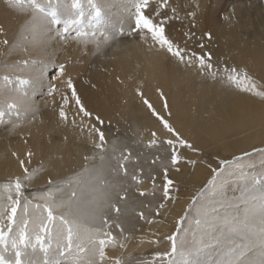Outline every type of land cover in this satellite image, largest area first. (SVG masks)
Returning a JSON list of instances; mask_svg holds the SVG:
<instances>
[{"label":"snow or ice","instance_id":"1","mask_svg":"<svg viewBox=\"0 0 264 264\" xmlns=\"http://www.w3.org/2000/svg\"><path fill=\"white\" fill-rule=\"evenodd\" d=\"M15 2L23 4L24 0ZM150 2L151 0H138L134 11V26L128 28V37H133L135 33L148 50L155 48L164 52L174 60L176 67L195 69L201 78L232 88L241 97L264 102V85L258 83L247 71L227 64L221 67L219 62H214L213 57L204 51L206 45L203 43L199 44L201 52L198 54L195 50L189 51L187 44L181 47L167 36L165 29L167 21L162 19L154 21L145 11L149 8ZM27 3L32 11V19L27 26L32 39L28 41L25 51L26 54H30L29 48L43 49L46 44V34L42 30L41 22L45 9L51 6V0H27ZM167 3L168 0H163V3L154 9L157 17L161 16L160 9L166 7ZM71 7L79 10L81 0H72ZM172 11L175 13L176 9L173 8ZM96 15L98 16L99 12ZM81 19L82 16L78 15V18L71 20L64 27L62 33L64 39H70L73 31L76 32L78 41L87 36L80 30ZM184 35L189 39L194 38L187 32ZM206 35L209 40L212 39L210 32ZM119 36L124 39L125 28L121 30ZM114 39V35L103 34L99 40L95 38V34L90 38L96 52L102 57H105L104 50ZM88 42L89 40L83 41L85 45ZM0 43L7 45L9 41L4 40ZM17 49L18 45L12 44L9 54ZM24 63L27 66L28 61ZM2 67L6 73L3 78L5 82H9L11 77L7 73L15 71L19 66L4 63ZM65 72V65L60 64V77H63ZM16 79L20 85L27 82L19 76ZM64 83L70 90V98L80 114L79 125L76 119L71 123L80 127L81 133L87 130L88 140L97 150L101 165L85 166L82 171L61 182L49 179L46 191L29 197L25 195V182L31 183L36 177V170H30L28 167L34 153L31 150L27 151L25 159L18 152H12L11 155L16 158L23 174L3 185L4 195L0 197V247L4 253L10 252L11 256L0 254V264H64L65 260H68L69 264H106L109 260L106 249L110 246L115 248L118 244V238L113 235L111 229L113 226L119 229L121 237H124L126 231L118 218L124 213L117 205V200L127 204L128 189L131 187L129 180L137 186L144 183L136 171L129 173L127 163L132 160V153L130 150L118 149L116 141H112L110 149L111 159L115 161V165L105 166V154L109 151L106 133L96 124L86 123V119H94L98 124H103L104 121L86 108L71 78ZM57 91V88L50 87L48 94L51 96ZM135 92L146 112L157 122V130L151 131V139L146 147L158 148L168 153V162H165L162 156L157 157L161 161L163 183L162 196L158 198L154 212L156 217H161L166 204L175 200L171 195L174 181L169 177L170 170L179 172L184 164L195 165L196 161L186 159L184 153L198 152L199 149L178 131L168 96L163 89H156L155 92L162 104L161 109H157L142 87H138ZM5 95L6 99L3 101L5 111L0 112V125L5 123L4 117L7 114L15 112L19 119L20 113L24 115L35 113V106L29 104L21 89L17 88ZM62 100L58 116L61 122L67 123L66 106L69 104V96L62 94ZM241 118L252 119V114L241 110ZM9 123L12 124V131L20 127L19 123L11 121ZM257 157L264 163V148L253 152L245 151L232 161H221L219 171L213 169L212 178L177 221L176 234L167 236V240L171 242V252L157 253L160 264H164L165 260L167 264H199L196 258L213 246L223 248L222 257L213 264H264V192L257 193L254 187H249L239 196L229 198L223 189L227 173L232 168L249 167L256 162ZM90 159L94 160L95 156H85V160ZM157 175L160 173L150 176L153 181L151 194L154 197ZM121 176L123 179H120ZM137 191L141 197L148 195L139 188ZM175 191L178 192V188ZM224 209H235L238 215L222 216L221 211ZM111 211L117 213V219H112ZM136 216L149 225L162 223L161 220H154L143 210L136 212ZM141 240L143 241V238ZM119 247L123 248L125 244L119 243ZM115 264H128V261L117 258Z\"/></svg>","mask_w":264,"mask_h":264},{"label":"bare ground","instance_id":"2","mask_svg":"<svg viewBox=\"0 0 264 264\" xmlns=\"http://www.w3.org/2000/svg\"><path fill=\"white\" fill-rule=\"evenodd\" d=\"M60 1L62 2V0ZM63 1L69 2L72 0ZM94 1L96 6L102 7V9L104 8V12L102 13H105L104 15H106V20L104 19L105 23L103 24L105 26L102 25L99 27V29L104 28V30L107 29L109 32L116 31V34L118 35L117 30H122L124 27H126L127 21L129 22L133 16V13L130 9L131 7L128 8V0L127 3L123 2L124 0ZM234 1L235 0H233V5L230 6L228 10L221 12L223 19H216L215 17L206 18L203 14L204 11H202V8L198 10L194 3L190 4V1V3H186L183 7H176V13H173L172 11L168 17L164 18L163 20L167 21L165 26H167V29H169L170 32L175 30L173 25V21L175 19L186 22L185 27L191 32H198V36H195L193 39H188V37H185V39H188V43L190 41L195 43L192 45L193 47L188 48V50H195L198 54L201 52V49L199 44H197V41L204 40V36L206 35L204 32H210L212 37L215 38L214 41L217 48L206 45V48L204 49L205 52L214 54L221 67L227 64L232 67H237L242 71H247L258 83L264 85V0H249L239 3ZM132 2L134 3V0ZM24 3L11 4L13 7L12 13L15 12L16 14H19L17 21L20 22H22V20L25 18V14L23 13L25 9L23 8ZM57 3L59 4L58 1ZM63 5L66 6L65 3ZM67 6L70 5L67 4ZM212 8L214 7L212 6ZM188 9L190 10L189 12ZM64 11L67 10L65 9ZM6 12L4 11V13ZM29 13H31V10H29ZM185 13L187 14L185 15ZM172 14H174L176 17H171ZM211 14L213 13L211 12ZM10 16L12 15L10 14ZM30 18L32 19V15ZM13 19L15 20V18ZM190 20H197V22H190ZM189 22L191 24H189ZM10 23V21H6V24H8V26L5 27L7 28L6 33H8L10 30ZM28 24L29 23H26V26H28ZM23 26L24 25L22 24V27ZM41 27L46 34V44L38 55H32L33 50L31 51V55H18V52L24 50L19 44V47L16 51L11 52L9 55H5L6 58L9 57L12 60L5 62L4 58H0V67H2L4 63L12 66H16L17 64H19V66H25L24 62L26 60L28 61L27 66H25L27 70H21L22 72L24 71V73H26L23 78L28 80H26L27 82L24 85L18 86L13 74H9L11 80L15 81L13 85L8 86L3 84L4 88L3 90H0V112L5 111V105H3V101L6 99L5 94L12 93L17 88L22 90L29 104L34 105L36 109L34 114L24 115L23 113H20L19 119L17 118V113L15 112L7 114L4 117L5 123L0 125V197L4 195L2 191L4 183L8 182L10 179L14 180L16 177L22 176L23 174L22 170L18 166L16 158L11 155V153L14 151L18 152L19 155L25 159H27L25 155L27 151L31 150L34 153L33 157L31 158V163L28 165V167L30 170H36V177L31 183L25 182V189L28 191L26 195L29 197H31L33 194H40L46 191L47 181L49 179L61 182L65 178L73 177L75 173L82 171L85 166L92 167L101 165L97 150L94 149L92 143L88 140L87 130L81 133L80 127L74 126L71 123L73 119H76L77 125H79L80 114L77 112V106L75 105L74 101H72L70 98V90L65 88L66 85L64 81H66L68 77L73 80V83L78 91V95L81 97L83 104L88 110L99 114L103 120L114 121L117 125L121 126V129H127L131 134V138H135L138 142L144 143L151 139V131L157 130V122L151 118L150 115L140 105L136 103H140L136 92H134L132 96L129 97L121 91V81L123 76L120 72V69L113 61H111L109 58H106V56L108 57L111 54L112 49L118 43H115L114 46L107 50L106 55H104L105 57H102L101 55L89 54L88 56V52L83 50L87 55V58L85 60H83V58V61H81L82 63L79 61V64L77 65L79 70L76 71L77 68L75 70H70L65 78L62 81L60 80L58 84L56 78L59 77V75L58 72H55V65L58 64L57 66L59 67L60 64H64L62 58L66 56L63 55L66 54L67 50H65L63 55H56V53L61 51V44L65 49L64 46L66 45L64 44L68 42L66 41L68 39H64L63 36L58 39L57 35L59 33L61 34V31L64 28L62 30L58 29L59 27L50 28L49 22L46 20V18L42 19ZM82 27L84 28V26ZM186 28L183 29V32L187 30ZM26 29H28V27L25 28V30ZM20 31L21 28L19 32L16 30L18 33H20ZM25 32L28 33L30 31L26 30ZM112 32H110V34H112ZM126 34L127 32H125V35ZM28 36L23 38H30L29 40L27 39L30 41L32 39L31 32ZM90 36L91 35H89V37ZM148 36L149 42H151L150 34H148ZM75 37L77 36H73L70 40L76 39ZM170 37L178 44L177 37ZM82 39L83 38H81L80 41L83 42ZM88 39L89 38H84V40ZM21 40L22 37L20 38V42ZM82 42L80 43L83 47ZM117 42H119V40H117ZM131 42L141 43L139 38L130 40L128 43ZM90 43L89 45H91ZM75 44L76 43H74V48L77 46ZM92 44L94 46V43ZM24 46H26V44ZM10 47L11 46L9 45L5 48L3 47L5 54H7V52L9 53ZM57 47L59 49L61 48L59 52H57ZM71 47L73 48V46ZM86 47L87 46L84 45V48ZM73 50L74 49H72V51ZM81 52L82 51H80L79 54H81ZM71 54L72 53H70V55ZM19 57H22V60H20ZM166 57L168 58L169 66H176L174 60L169 58L170 56ZM69 58L66 60L69 61ZM72 60L73 59L68 62L67 65L69 66L67 69L74 67L75 61ZM214 62L216 61L214 60ZM179 68L184 69L183 66H180ZM187 70L200 77L199 73L196 72L195 69ZM2 71L3 70L0 69V76H4ZM15 71L17 73L20 70L16 69ZM204 79L210 86L208 93L209 99L206 101L204 97L193 96L189 100V103L192 107L193 113H195L198 118L208 122L211 139L206 138L195 143L191 141L199 149V155L191 154V152H185V154H187V157L195 158V165L191 167H188L186 164L183 165L182 172L180 170L181 174L174 173L176 172L174 170V172L172 170L170 171L173 175L172 178L178 183L177 187L180 188L183 193L188 194L186 195L187 200L185 198L183 204L181 202L178 203V205L175 204L171 206L172 210L168 209L169 205H167L165 212L162 214V223H153L149 225L150 231L143 230L138 233L135 232V234H132L131 236L129 233L127 239H125V237L122 238L124 241H121L119 234L116 233L118 244L115 248L110 246L108 249H106V254L109 257V260L106 262V264H115V260L117 258L128 261V264H160V260L157 258V253L162 254L167 251L171 252V242H166L167 240H164L167 239L168 235H172L177 232V221L188 210L193 198L200 191L203 184H207V182L212 178L213 168L218 171L221 169V167L220 169L215 167L216 165L213 168L208 167V164L205 160L206 156H210L212 158L215 157L217 159H221L220 161H223V157L227 152H229L233 157L236 154H241L249 150L250 147L264 146V129L258 128L256 130H252L248 127L256 119V113L254 109L251 107L230 106L228 111H225L222 108L213 107L211 101H219V99L225 94H238L234 89L222 86L219 82H213L207 78ZM55 85L59 86L57 87ZM50 87H55L58 89V91L53 92L51 96L48 94ZM145 93L155 104L157 109L162 108V104L155 93L149 94L146 91ZM62 94L69 96V104L66 106V112L68 115L67 123L61 122L58 116L60 106L63 104ZM168 101L170 104L169 97ZM205 103H207V108L206 110H203ZM241 110L252 114V119H242ZM10 121L19 123L20 127L15 131H12V124L9 123ZM94 122V119H86V123L88 124H94ZM233 128L242 130L229 131V129ZM25 140H27V143H25ZM217 152H219V154ZM85 156H95V159L85 160ZM105 156L106 159L104 164L107 166L109 163L108 157L110 158L111 153L107 152ZM256 159L260 162L259 157ZM245 170L246 169L240 170V168L234 167L227 173L223 189L226 196L229 198L239 196L241 192L246 191L249 187H254L257 193L264 192V167H261L259 181L257 180L258 183L250 181L248 182L249 179L246 181ZM137 188L143 187L138 186ZM129 197L131 198V195H129ZM121 207L122 206H120V208ZM176 208H179L178 213H176ZM121 209H124V207ZM221 215L231 217L233 215H238V213L235 209H224L221 211ZM129 218H131V216ZM129 223H124L125 228L130 227ZM131 225L133 227L134 224ZM153 230L156 232H153ZM141 238H143V241ZM190 239L191 235H189V240ZM119 243H124L125 247H119ZM149 253H152L153 255L150 257L148 256ZM222 255V246H213L202 252V254L196 259L199 261V264H213V262L220 259ZM132 257L136 258L134 260H129ZM143 261L146 262L144 263ZM64 264H69V261L65 260ZM164 264H167V262Z\"/></svg>","mask_w":264,"mask_h":264},{"label":"rangeland","instance_id":"3","mask_svg":"<svg viewBox=\"0 0 264 264\" xmlns=\"http://www.w3.org/2000/svg\"><path fill=\"white\" fill-rule=\"evenodd\" d=\"M4 1V2H3ZM57 1L59 2V4L57 3ZM121 1H123V0H121ZM120 1V2H121ZM133 0H128V3L130 4H128V8L129 7H131L130 9H131V12L133 13V16H132V20L130 21L129 20V22L127 21V24H126V27H124L125 28V32H127V30H128V28L129 27H131V26H134V10H135V5L137 4V2H138V0H134V3L132 2ZM182 1V2H181ZM190 1H191V3H190ZM193 1V2H192ZM196 3H195V2ZM205 0H168V3H167V6L166 7H164V8H161L160 9V12H161V16L160 17H157L156 15H155V12H154V9L160 4V3H163V0H151V2H150V5H149V8L148 9H145V11L146 12H148L150 15H151V18L154 20V21H156V20H160V19H164V18H166V17H168V15L172 12V9L175 7V9H177L179 6L180 7H183L186 3L188 4V3H190V4H192V3H194L196 6H197V9L199 10L200 8H202V11H204L203 12V14L205 15V17L206 18H208V17H215L216 19H218V18H220V19H223L222 18V14H221V12L222 11H224V10H228V8H230V6H232L233 5V0H206L205 2H204ZM215 1V2H214ZM220 3H219V2ZM235 1H237L238 3L239 2H244V1H249V0H235ZM234 1V2H235ZM64 1L62 0V2L60 1V0H54V1H52L51 0V6L49 7V8H46L45 9V13H44V16H43V18H46V20L49 22V27L51 28V27H54V28H57V27H59L58 29H63L71 20H73V19H76V17H78V14H79V16H82V19H81V25H79V27H80V30H82L81 32H83V33H90V34H87L88 36H86L87 38H89L90 39V37H92L93 36V33H95V38L97 39V40H99L100 39V36L103 34V35H116L115 36V39L112 41V43L110 44V46L108 47V48H106L105 49V51H104V55H106V52H107V50L110 48V47H112V46H114L115 45V43H128L130 40H134V39H137V38H139L138 36H136L135 35V33L133 34V37H128L127 36V34L124 36V39H121L120 38V36H119V32H121V30H117V33H118V35L116 34V31H110V32H112V34H110V32L107 30V29H105L104 30V28L103 29H99V27L100 26H102L105 22H104V19L106 18V15H104L105 13H102V12H104V8L102 9V7H99V6H96L95 5V1L94 0H81V8L79 9V10H75V9H72V7H71V4L72 3H70V2H72V1H69V2H67V1H65L64 3L66 4V6L65 5H63L64 3H63ZM67 2V3H66ZM123 2H125V3H127V0L125 1H123ZM209 2V3H208ZM63 3V4H62ZM93 3H94V5H93ZM205 3V4H204ZM217 3V4H216ZM6 4V5H5ZM11 4H19V3H17V2H15V0H1L0 1V18L2 19H0V41H4V40H8L9 41V46H11L12 44H17V45H19L20 44V46L21 47H23V49L24 50H21L20 52H16L18 55H31V51H32V49H30V51H29V49H28V52L30 53V54H26V51H25V47L26 46H24L25 44L27 45V43H28V40L30 39V38H23V37H27L28 35H29V33L30 32H28V33H26L25 31L27 30V31H29L28 29H26L25 30V28H27V26H26V23H29L30 22V16L32 15V11H31V13H29V10H30V8H29V6H28V3H27V1L25 0V3H24V7L23 8H25L24 9V14H25V18L22 20V22H20V21H17V19L19 18V14L17 13H12V10H13V7L11 6ZM62 6H61V5ZM67 4L68 5H70V6H67ZM10 5V6H9ZM59 5V6H58ZM134 5V6H133ZM203 5V6H202ZM6 6V7H5ZM133 6V7H132ZM200 6V7H199ZM212 6L214 7V8H212ZM58 7V8H57ZM63 7V8H62ZM69 7H70V9H69ZM177 7V8H176ZM209 7V8H208ZM217 7V8H216ZM96 8V9H95ZM7 9H9V10H7ZM59 9V10H58ZM63 11H62V10ZM67 10V11H64V10ZM205 9V10H204ZM6 12V11H9V12H6V13H4V11ZM25 11H27V12H25ZM61 13H60V12ZM190 10L188 9V12H189ZM68 12V13H67ZM97 12H99V15L97 16V15H95ZM209 12V13H208ZM211 12L213 13V14H211ZM93 13V14H92ZM174 13V12H173ZM176 13V12H175ZM215 13V14H214ZM8 14V15H7ZM10 14L12 15V16H10ZM27 14V15H26ZM62 14V15H61ZM70 14V15H69ZM187 13H185V15H186ZM207 14V15H206ZM4 15V16H3ZM20 15H22V14H20ZM65 15V16H64ZM93 15V16H92ZM16 16V17H15ZM24 16V15H23ZM27 16V17H26ZM5 17V18H4ZM100 17V18H99ZM171 17H176L174 14H172L171 15ZM9 18V19H8ZM11 18H12V20H11ZM13 18H15V20L13 19ZM28 18H29V21H28ZM6 19V20H5ZM84 19V20H83ZM106 20V19H105ZM2 21V22H1ZM6 21H10L11 23H10V25H9V28H10V30H9V32L8 33H6V30H7V28H5L6 26H8V24H6ZM28 21V22H27ZM90 23H89V22ZM24 22V23H23ZM84 22V23H83ZM133 22V23H132ZM190 22H197V20H190ZM189 22V24H191ZM8 23V22H7ZM87 23V24H86ZM22 24L24 25L23 27H22ZM51 24V25H50ZM83 24V25H82ZM88 24H89V26H88ZM92 26H91V25ZM18 25H19V27H18ZM173 25H174V27H175V30H172L171 32H172V34H171V32H170V30L169 29H167V26H165V29H166V35L167 36H175V37H177V41H178V45L179 46H181V47H183L185 44H187V48H192L193 46L192 45H194L195 43L194 42H189L188 43V39H185V35H184V33H190L193 37H195V36H198V32H191L190 30H188L186 27H185V25H186V22H184L183 20H177V19H175L174 21H173ZM10 26H12V27H10ZM82 26H84V28L82 27ZM103 26H105V25H103ZM129 26V27H128ZM91 27V28H90ZM20 28H21V31H20V33H18L19 32V30H20ZM123 28V29H124ZM187 29L185 32H183V29ZM189 28V27H188ZM16 30L18 31V32H16ZM85 30V31H84ZM96 30V31H95ZM94 31V32H93ZM108 31V32H107ZM18 33V34H17ZM21 33H22V36H21ZM62 33H63V30L61 31V34L59 33L56 37L59 39L60 37H62L63 35H62ZM73 34H72V36H71V38L73 37V36H77V34H76V32L75 31H73L72 32ZM99 33V34H98ZM114 33V34H113ZM205 34H207L208 32H204ZM24 34V35H23ZM26 34H28V35H26ZM75 34V35H74ZM174 34V35H173ZM89 35H91L90 37H89ZM136 36V37H135ZM22 37V40H21V42H20V38ZM29 37V36H28ZM86 37H83V41H84V38L85 39H87ZM205 38H204V40H200V41H197V44H200V43H203L204 45H210V46H212V47H215V48H217V46H216V43H215V41H214V39L215 38H213L212 37V39L211 40H209L208 38H207V35H205L204 36ZM70 38V39H71ZM76 39H72V40H70V39H68V40H66V41H68L67 43H65L64 45H66V46H64L65 47V49L63 48V45L61 44V51H60V49L57 47V52H59V53H56V55H58V54H60V55H63L64 53H65V50H67L66 51V54H64L63 56H65V57H63L62 59H63V62H64V64H65V68H66V72H65V74H64V76L63 77H60V75H59V67L57 66V65H55L56 67H55V72H58V75H59V77H57L56 79H57V83L59 84V81L61 80H63L64 78H65V76L68 74V72L70 71V70H75L76 68H77V65L79 64V61L81 62V61H83V60H85L86 58H87V55L89 54V55H100L99 53H97L96 52V50H95V47L93 46V42H91V40H89V42L87 43V45H85L82 41H78L77 40V37H75ZM171 38V37H170ZM28 39V40H27ZM193 39V38H192ZM19 40V41H18ZM75 40V41H74ZM117 40H119V42H117ZM17 41H18V43H17ZM24 41V42H23ZM27 41V42H26ZM69 41H71V42H69ZM26 42V43H25ZM80 42H82L83 43V47L81 46L82 44L80 43ZM91 42V43H90ZM74 43H76L75 45H77V46H75V48H74ZM89 43L93 46H91V45H89ZM11 44V45H10ZM23 44V45H22ZM78 44H80V45H78ZM8 45H5V44H3V43H0V58H4V61L6 62V61H10V60H12L11 58H6V56L5 55H9V53L7 52V54H5V51H4V48L5 47H7ZM67 45H69V46H67ZM84 45L85 46H87L86 48H84ZM71 46H73V48L71 47ZM79 46H81V47H79ZM91 46V47H90ZM4 47V48H3ZM19 47V46H18ZM71 47V48H70ZM66 48H68V49H66ZM77 48V49H76ZM79 48V49H78ZM82 50H81V49ZM71 49V50H70ZM72 49H74L73 51H72ZM86 49V50H85ZM89 49V50H88ZM90 49H92V50H90ZM87 51L86 53H87V55L85 54V52L84 51ZM64 51V52H63ZM71 51V52H70ZM80 51H82L81 52V54H79L80 53ZM92 52V54H91V52ZM63 52V53H62ZM77 52V53H76ZM84 52V53H83ZM93 52H96V53H93ZM3 53H4V55H3ZM25 53V54H24ZM70 53H74L72 56L70 55ZM16 54V55H17ZM35 55L36 53L34 52V51H32V55ZM70 56H69V55ZM212 57H213V59L217 62V60H216V56L214 55V54H211V53H209ZM36 55H38V54H36ZM75 55H76V57H75ZM79 55H80V57H79ZM81 55H82V57H81ZM85 55H86V57H85ZM88 55V56H89ZM5 56V57H4ZM69 58V61L68 60H66V59H68ZM73 57V58H72ZM91 57V56H90ZM90 57H89V59H90ZM76 58V59H75ZM84 58V59H83ZM170 59H171V57H169ZM19 59L20 60H22V57H19ZM28 59V58H27ZM71 59H73L72 61H75V65H74V67H72L71 69H67L68 68V66L69 65H67L68 64V62H70L71 61ZM75 59V60H74ZM81 59V60H80ZM83 59V60H82ZM1 61V60H0ZM17 61H19V60H17ZM56 63V62H55ZM82 63V62H81ZM63 64V63H62ZM18 66H19V64H17ZM67 65V66H66ZM25 66H19L18 68H16V69H19L20 71H18L17 73H16V71H11V72H14V73H11V72H8L7 74L9 75V74H13V76H15L14 78H15V80H16V82H17V84H18V86H20V84L18 83V81H17V79H16V77L17 76H19L20 78H22V79H25V80H27L26 78H23V76H25V74L26 73H24V71H26L27 70V68L25 67ZM0 69H2L3 71H2V74L3 75H5L6 73L4 72V69H3V67H0ZM57 69V70H56ZM21 70H24L23 72L21 71ZM79 70V68H77V70L76 71H78ZM1 73V72H0ZM1 77V79H0V90H3V88H4V86H3V84H5V85H8V86H12L13 85V83L15 82L14 80H11L10 79V81L9 82H5V80H4V76H0ZM69 78V77H68ZM28 81V80H27ZM55 86H57V85H55ZM59 86V85H58ZM57 86V87H58ZM66 88V87H65ZM67 89V88H66ZM138 105H140L144 110H145V108H144V106H142L139 102H136ZM3 105H4V103H3ZM89 111H91V110H89ZM146 111V110H145ZM92 112V111H91ZM94 115H99V114H97V113H94V112H92ZM100 116V115H99ZM101 117V116H100ZM102 118V117H101ZM104 121V123L103 124H98V123H96V121L94 122V124H96V126L97 127H99V128H101L105 133H106V139H107V142L110 144H108V146H109V148L111 147V143H112V141H116V145H117V148L118 149H121V150H124V151H128V150H130L131 151V153H132V160L131 161H129L128 163H127V167H128V170H129V173H132L133 171H136L142 178H143V180H144V183L143 184H141V185H139V186H141V187H143V188H139V190H142V191H145L146 193H148V195H146L145 197H141V196H139V193H138V191H137V185L134 183V182H132L131 180H129L128 181V183L131 185V187L128 189V196L129 195H131V198L129 197V202H128V200H127V204H125V202H120L119 200H117L118 202H117V205L120 207V206H122L121 208H123L124 207V209H122V212H124V214L123 215H120L118 218H119V220H120V222L121 223H125V224H127V223H129V225H130V227L129 228H127V230L125 231V233H124V237H127V236H129L128 234L130 233V236L132 235V234H135V232L136 233H138V232H141V231H143V230H149L150 231V226H149V224H147V223H145L144 221H142V220H140L137 216H136V212H138V211H140V210H143L147 215H149L150 217H152L154 220H161L162 221V218H163V216L161 215V217H156L155 216V212H154V209H155V207H156V204H157V202H158V198L159 197H161L162 196V183H163V180H162V168H161V161L159 160V159H157V157L158 156H162V157H164V159H165V162H168V153H166V152H163L162 150H160V149H158V148H151V149H149L148 147H146V145H147V142H144V143H140V142H138L135 138H131V134H130V132L127 130V129H121V126H119V125H117L114 121H109V120H103ZM108 128V129H107ZM112 136V137H111ZM111 137V138H110ZM151 138V137H150ZM133 139V140H132ZM254 148V149H253ZM260 148H264V146H253V147H250V149L249 150H247L248 152H253L254 150H256V149H260ZM111 149V148H110ZM109 149V150H110ZM109 153H111V150L110 151H108ZM187 153V152H186ZM218 154H219V152H217ZM185 154V153H184ZM191 154H196V155H199V151L198 152H191ZM217 154V155H218ZM244 154V152L243 153H241V154H236L235 156H231V154L229 153V152H227V153H225V155H224V157H223V161H228V159H229V161L231 160H234V158L235 157H237V156H241V155H243ZM108 155H110V154H108ZM111 156H112V153H111ZM111 156H110V158L108 157V159H109V163H108V165H115V161H113L112 159H111ZM185 156H186V159H189V160H195V158H190V157H187V154H185ZM231 157V158H230ZM155 160V163H153V161ZM205 160H206V162H207V164H208V167H214L215 165V167H218V169H220V167H221V159H217V158H215V157H210V156H206V158H205ZM259 161L256 159V162L255 163H253L251 166H249V167H246V168H240V170H244V169H246L245 171V178H246V181H247V179H249L248 180V182L250 181V182H254V183H258V181H259V174H261V167H264V163H261V162H259ZM260 164V165H259ZM185 165V164H184ZM188 167H191V166H193L192 164H186ZM89 167H91V166H89ZM93 167V166H92ZM247 168H249V169H247ZM214 169V168H213ZM259 169V170H258ZM171 171V170H170ZM173 171V170H172ZM175 171V170H174ZM173 171V172H174ZM181 172H182V167H181ZM181 172L179 171V172H174V173H177V174H181ZM156 173H160V175H157V177H156V182H155V189H156V195H155V197L151 194L152 193V191H153V181L150 179V176L151 175H155ZM248 173H250V174H248ZM256 173V174H255ZM254 175V176H253ZM169 177L171 178V179H173L172 177H173V175H172V173L171 172H169ZM109 178L111 179V177L109 176ZM120 179H123V177L121 176L120 177ZM252 180V181H251ZM258 180V181H257ZM173 181H174V185H173V191H172V193H171V195L172 196H174L175 197V200L174 201H172V202H168L167 204H166V208H167V205H169V207H168V209H170V210H172V208H171V206H173V205H175V204H177L178 205V203H181L182 202V204H183V202H184V200H185V198H186V195H188L187 193L185 194V193H183V191L180 189V188H178L177 187V181L176 180H174L173 179ZM207 184L206 183H204L203 184V186H202V188L200 189V191L206 186ZM178 188V192L177 191H175V189H177ZM200 191L195 195V197L193 198V200L198 196V194L200 193ZM129 192H130V194H129ZM26 193H28V191L25 189V195H26ZM183 193V194H182ZM133 196V197H132ZM134 200V201H133ZM186 200H187V198H186ZM192 200V201H193ZM133 201V202H132ZM137 201V202H136ZM136 202V203H135ZM131 203V204H130ZM131 206H129V205ZM191 204H192V202H191ZM190 204V205H191ZM128 205V206H127ZM143 205H147V207H143L142 208V206ZM186 207V206H185ZM189 208V207H188ZM149 209H153V211H149ZM124 210V211H123ZM129 210H130V212H129ZM132 210H133V212H132ZM126 211V212H125ZM178 211H179V208H176V213H178ZM132 212V213H131ZM163 212H165V209L164 210H162V214H163ZM126 214H130L129 216L128 215H126ZM185 214V213H184ZM183 214V215H184ZM126 215V216H125ZM110 216L112 217V219L113 220H115V219H117V213L115 212V211H111L110 212ZM131 216V218H129ZM121 217V218H120ZM123 219H125V220H123ZM121 220H123V221H121ZM125 224H124V226H125ZM131 224H134V229H133V227H132V225ZM128 225V226H129ZM111 231L113 232V235H115L116 236V233L117 234H119V238H120V240L121 241H124V239H122V238H124V237H121L120 236V231H119V229H117L115 226H113V228L111 229ZM129 231V232H128ZM153 232H156V231H154L153 230ZM175 234H176V232H175ZM167 239H165L164 241H166ZM33 242H35V239H34V236H33ZM166 242H168V240L166 241ZM47 243H48V241L46 240V245H47ZM168 252V251H167ZM0 254H3V255H6V256H11V253L9 252V253H4L3 252V248L2 247H0ZM153 254L152 253H149L148 254V256H152ZM41 256H42V254H41ZM146 256H147V254H146ZM136 257H132V258H130L129 260H134ZM140 261V260H139ZM139 261H137V262H139ZM144 263L146 262V261H143ZM167 262V260L164 262V263H166Z\"/></svg>","mask_w":264,"mask_h":264},{"label":"clouds","instance_id":"4","mask_svg":"<svg viewBox=\"0 0 264 264\" xmlns=\"http://www.w3.org/2000/svg\"><path fill=\"white\" fill-rule=\"evenodd\" d=\"M41 48L33 51L39 54ZM108 58L120 69L123 76L121 91L131 97L138 87H142L149 94L156 89H163L169 97L170 105L174 113V124L178 131L193 143L211 139L209 124L200 119L192 111L189 100L193 96L204 97L206 101L210 86L204 78H201L187 69L169 66L166 55L158 50H148L142 43H119L113 49ZM213 107L228 111L231 107H251L256 113L255 121L248 127L252 130L264 129V102L254 101L239 95H223L219 101H211ZM207 103L203 106L206 110ZM242 129H229L240 131Z\"/></svg>","mask_w":264,"mask_h":264}]
</instances>
